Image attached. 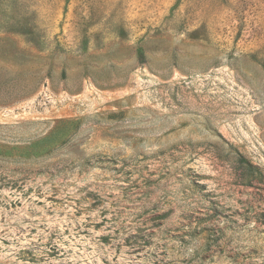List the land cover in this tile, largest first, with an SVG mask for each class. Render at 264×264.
I'll return each instance as SVG.
<instances>
[{
  "label": "rangeland",
  "instance_id": "rangeland-1",
  "mask_svg": "<svg viewBox=\"0 0 264 264\" xmlns=\"http://www.w3.org/2000/svg\"><path fill=\"white\" fill-rule=\"evenodd\" d=\"M0 264H264V0H0Z\"/></svg>",
  "mask_w": 264,
  "mask_h": 264
},
{
  "label": "trees",
  "instance_id": "trees-1",
  "mask_svg": "<svg viewBox=\"0 0 264 264\" xmlns=\"http://www.w3.org/2000/svg\"><path fill=\"white\" fill-rule=\"evenodd\" d=\"M139 54L140 56H143V50L140 49Z\"/></svg>",
  "mask_w": 264,
  "mask_h": 264
}]
</instances>
